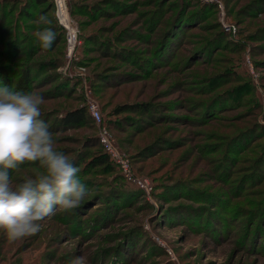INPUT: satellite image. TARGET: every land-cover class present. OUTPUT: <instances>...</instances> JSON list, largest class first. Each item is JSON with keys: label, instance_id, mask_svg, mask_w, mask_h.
I'll list each match as a JSON object with an SVG mask.
<instances>
[{"label": "rangeland", "instance_id": "rangeland-1", "mask_svg": "<svg viewBox=\"0 0 264 264\" xmlns=\"http://www.w3.org/2000/svg\"><path fill=\"white\" fill-rule=\"evenodd\" d=\"M66 5L77 29L69 55L52 12L26 0H0V65L32 71L29 91L45 100L41 118L89 195L71 212L42 221L36 235L9 242L0 234V264H69L73 257L84 264H264V236L250 228L254 250L246 237L256 215H263L264 232V0ZM188 16L195 17L180 26L173 48L151 58L161 31ZM41 17L45 22L38 23ZM43 28L56 34L47 51L34 36ZM48 60L49 66L37 63ZM87 101L99 108L127 174L110 158L107 173L80 163L105 152L93 122L58 124L65 111L86 108ZM129 103L149 106L155 118L112 115ZM247 128L245 148L233 147L242 133L223 146ZM22 167L14 180L41 171L38 163ZM205 193L222 202L210 204ZM204 208L214 219L195 213Z\"/></svg>", "mask_w": 264, "mask_h": 264}, {"label": "clouds", "instance_id": "clouds-1", "mask_svg": "<svg viewBox=\"0 0 264 264\" xmlns=\"http://www.w3.org/2000/svg\"><path fill=\"white\" fill-rule=\"evenodd\" d=\"M38 23L45 22L41 17ZM41 49L55 42V32L34 33ZM44 97L37 91L15 90L0 82V234L9 242L36 235L41 222L57 212L78 208L89 189L69 155L57 150V141L43 120ZM38 163L41 171L18 180L25 164ZM69 264H84L73 257Z\"/></svg>", "mask_w": 264, "mask_h": 264}, {"label": "trees", "instance_id": "trees-1", "mask_svg": "<svg viewBox=\"0 0 264 264\" xmlns=\"http://www.w3.org/2000/svg\"><path fill=\"white\" fill-rule=\"evenodd\" d=\"M26 1L30 4H32L35 8H40V9L46 8V12L49 11V12H52V14H53V8H52L51 0L50 1L49 0H26ZM52 16H53L52 22H53L55 28L59 29V30H61V32H63V30L56 23L54 15H52ZM192 17H195V16H188V18H186V19L180 18L175 23L173 22V24H171V25L169 24L168 25L169 29L163 30L164 32L161 31L162 36L159 37V39H158L159 42H157L158 44H156L155 53H153L154 51H152L151 58L154 57V59H157L159 54L161 52H163L164 50L166 53L168 45L169 46L171 45V47L173 48V46H174L173 43L178 38V33H179L178 29L180 28L181 25H184V24L189 25L190 24L189 18H192ZM172 25H173V27H172ZM192 57H193V55H192ZM48 62H49V60L48 61H39L37 63L42 64V66H49ZM148 62L150 65H151V63H153L151 60ZM155 62H157V61H155ZM32 77H33L32 71L29 68H27L26 66H21L18 69V71H16L13 69V67L0 65V82H2L4 85H7L9 87L14 88L15 90H23L26 92L29 91V88H30L29 84H30V81L32 80ZM248 93L250 94V91H248ZM214 103L216 104V102H214ZM149 108L150 107L145 105V104L129 103V104H122L120 107L116 108L114 110V112H113V110L111 112H112V115L113 114H115V115L120 114V113L126 112V111L127 112H141V113L147 114L150 118H155L154 115L151 114V110ZM89 120H90V122H92V120L90 119V117L87 113L86 108H74L73 110L65 111L61 115V117L58 119V124L62 127H65V126H67V127H82L86 123H89ZM263 128H264V126H263ZM248 130H249V128L242 130V131H239L235 134H232L231 137L228 136V138L226 140H224L223 146H226L230 142L232 143L233 140L235 141V139L238 137L239 134L251 132V130L250 131H248ZM246 134H243L240 139H238L236 142H234L233 144H235V146H233V147H235V148L239 147V149H241V148L243 149L244 145H247L249 143V141L247 140L248 142L245 144V142H246L245 135ZM253 135H254V133H253ZM227 153L225 155V152H224V157L229 156ZM83 162H86V163H83ZM80 163L85 164L86 170H89V171H99L100 170L103 173L111 172V168L113 167V165L110 163L109 157L103 151H102V153H95L93 156L90 155L88 158L86 156L82 157ZM261 170H262V168H261ZM202 196L210 204L211 203L217 204V202H220V203L222 202L220 199L216 198L212 194L205 193ZM200 210H202V209H200ZM195 213H199L200 218H202V216L204 214H206V218H205L206 221H207V219L209 221L214 219L212 214H210L211 211L208 210L207 208H204L203 213L199 210ZM211 217H212V219H211ZM262 218H263V215H261V214H260V216L256 215V216L252 217V221L250 222V225H249V232L247 233V236H246L249 239H251V241H250L251 246H250L249 250H251V249L254 250L255 244H256V242L254 240L255 235L250 232V228L254 227L255 230H253V232L255 234L257 233V234H259V236H264V232H262L261 229L259 228L260 223L262 221Z\"/></svg>", "mask_w": 264, "mask_h": 264}, {"label": "built area", "instance_id": "built-area-1", "mask_svg": "<svg viewBox=\"0 0 264 264\" xmlns=\"http://www.w3.org/2000/svg\"><path fill=\"white\" fill-rule=\"evenodd\" d=\"M53 15L56 23L63 30L64 44L66 53L71 54L77 45V29L74 22L70 19L67 11L66 0H51ZM87 113L93 124L99 128L97 139L103 147L107 156L118 166L124 173H128V163L121 153H119L112 145L108 131L102 126V118L97 105L92 101L86 103ZM123 156V157H122ZM127 181H132L137 187L142 189L141 181L126 175Z\"/></svg>", "mask_w": 264, "mask_h": 264}]
</instances>
